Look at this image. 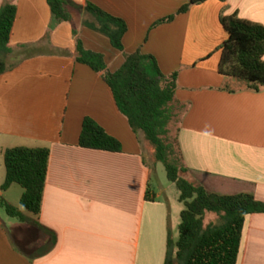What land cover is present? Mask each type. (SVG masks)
Listing matches in <instances>:
<instances>
[{"label":"crops","instance_id":"obj_1","mask_svg":"<svg viewBox=\"0 0 264 264\" xmlns=\"http://www.w3.org/2000/svg\"><path fill=\"white\" fill-rule=\"evenodd\" d=\"M189 1L71 0L72 21L61 23L46 0L0 2L17 7L9 69L0 74V190L5 149L50 151L40 213H24L30 222L0 218V264H164L169 233L178 236L167 189L152 181L147 141L119 111L103 73L76 61L77 39L103 55L110 73L138 50L165 75L176 73L169 129L184 177L210 194L264 202V87L232 86L219 72L227 39L220 18L264 27V0H207L176 14ZM88 3L125 21L122 51L84 24L92 21ZM85 118L122 151L80 147ZM16 185L0 194L8 197ZM237 264H264V213L246 217Z\"/></svg>","mask_w":264,"mask_h":264},{"label":"trees","instance_id":"obj_2","mask_svg":"<svg viewBox=\"0 0 264 264\" xmlns=\"http://www.w3.org/2000/svg\"><path fill=\"white\" fill-rule=\"evenodd\" d=\"M46 1L56 23L72 21L71 0ZM206 1L190 0L176 14ZM84 10L92 17V21L86 20L84 24L106 35L112 46L122 51V39L127 31L125 21L91 3ZM16 14L15 4L0 5V74L9 69L7 59L11 54ZM173 18L174 15L161 19L154 26ZM220 21L227 39L220 47L219 72L244 82L250 90H260L264 87V27L236 15L221 17ZM76 61L103 73L119 111L127 118L133 132L150 144L155 161L164 165L169 181L179 193L178 200L184 208L177 238L174 240L169 233L164 264H237L245 219L250 214L264 213V202L249 194H210L184 177L186 169L177 139L169 129L174 118L171 106L175 101L176 73L165 75L153 56L139 50L126 54L122 66L110 73L103 55L85 49L80 39L76 41ZM79 146L115 153L122 151L121 143L90 118L83 121ZM49 156L48 148L13 147L3 152L6 176L1 190H7L12 184L19 185L23 189L20 204L33 215L41 211ZM2 206L11 218L31 221L7 201H3ZM206 213L218 215V221L205 224Z\"/></svg>","mask_w":264,"mask_h":264},{"label":"rangeland","instance_id":"obj_3","mask_svg":"<svg viewBox=\"0 0 264 264\" xmlns=\"http://www.w3.org/2000/svg\"><path fill=\"white\" fill-rule=\"evenodd\" d=\"M3 0H0L2 2ZM245 83L242 81H237L234 80L231 82L232 86L236 85H244ZM145 153L147 155V158L149 160L151 169H152V181L155 186L159 185L163 188L167 189V197L170 202V207H171V214L172 217L174 218L175 222H179L180 216L179 212L180 210H183L184 206L180 202L176 201L174 198L177 196V189L175 185L169 181L167 177V172L164 167V165L161 162H156L154 159L153 155V150L150 146V144L147 142L146 143V148H145ZM15 190H12L8 197L5 195L0 194V218L5 219V216L7 215L4 207L2 206V202L6 201L7 199L13 202V206L17 207L22 213H27V211L21 206L20 204V197H21V192L22 188L19 185L15 186ZM17 189V190H16ZM1 191V190H0ZM18 191V193H17ZM1 193V192H0ZM218 221V215L214 213H206L204 222L205 224H208L210 222H217ZM10 230V229H8ZM10 232V231H9Z\"/></svg>","mask_w":264,"mask_h":264}]
</instances>
